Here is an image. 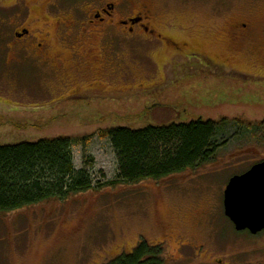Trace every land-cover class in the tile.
<instances>
[{"label": "rangeland", "instance_id": "374dc122", "mask_svg": "<svg viewBox=\"0 0 264 264\" xmlns=\"http://www.w3.org/2000/svg\"><path fill=\"white\" fill-rule=\"evenodd\" d=\"M2 1L19 6L0 36V146L76 137L77 169H89L102 188L0 213V264H109L144 242L162 246V264H264V232H237L224 211L229 180L264 162V78H246L212 62L264 76V32L256 33L255 49L230 41L235 23L244 18L263 28L264 0H149L160 23L200 53L168 64L170 51L141 65L116 61L114 69L96 72L99 80L90 77L85 84L77 83V66L55 18L46 20L54 0H0V7ZM22 27L44 36L66 60L73 88H61L20 53L24 44L15 43L14 32ZM90 86L103 92L70 94ZM223 119L232 124L212 163L135 185L117 180L116 154L99 136L114 128Z\"/></svg>", "mask_w": 264, "mask_h": 264}, {"label": "trees", "instance_id": "16d2710c", "mask_svg": "<svg viewBox=\"0 0 264 264\" xmlns=\"http://www.w3.org/2000/svg\"><path fill=\"white\" fill-rule=\"evenodd\" d=\"M230 124L227 119L200 120L141 130L114 128L101 131L99 136L110 141L116 154L117 180L135 185L212 163L227 144L221 135ZM247 127L253 128L251 124ZM263 127L264 123L260 129ZM78 142L76 137H60L0 146V213L66 201L102 188L95 185L89 169H77L74 146ZM162 253V246L151 247L144 242L132 254L120 255L109 264H162Z\"/></svg>", "mask_w": 264, "mask_h": 264}, {"label": "flooded vegetation", "instance_id": "af4514ba", "mask_svg": "<svg viewBox=\"0 0 264 264\" xmlns=\"http://www.w3.org/2000/svg\"><path fill=\"white\" fill-rule=\"evenodd\" d=\"M1 3L3 6L0 7V36L4 37L5 26L9 27L13 16L17 15L11 11L17 4H10L7 1ZM24 3L25 5L29 4L26 0ZM27 9L30 11V8L27 7ZM47 10L46 20L55 18L53 24L60 29L62 40L72 47H68L67 50L71 52L72 60L77 66L75 74L80 78H77V83L85 84V79L95 78L96 72L114 69L116 61L131 63L135 60L137 65H141L142 62H145V60L142 61L144 58L153 60L155 54L164 56L170 51L172 56L165 58L166 64H168L179 57L189 58L195 56L197 51L199 52L198 49H192L189 42L175 37L169 26H163L160 23L159 14L149 0H54L49 3ZM232 29L230 41L233 45H243L255 49L258 40H260L256 33L262 32L263 34L264 25L258 31L253 24V19L247 17L237 21ZM14 37L16 44H24L20 53L28 57L31 63H37V66L45 69L47 74L55 77L61 88H67L66 84H70L69 89L73 88V81L65 68L66 60L52 52L51 46L44 36L39 34L34 36L28 28L22 27L14 32ZM96 40L97 42H95ZM259 44H262L264 48V42ZM156 46H159V50L153 54ZM200 46L201 44L197 43V47ZM58 62L61 65H55ZM212 62L217 67L219 65L226 71L232 70L246 78H248L247 75H250V78H264L262 73L246 74L226 63ZM93 86L82 92L75 90L76 87L70 90V94L78 97L86 92L88 94L103 92L94 89Z\"/></svg>", "mask_w": 264, "mask_h": 264}, {"label": "water", "instance_id": "95a60500", "mask_svg": "<svg viewBox=\"0 0 264 264\" xmlns=\"http://www.w3.org/2000/svg\"><path fill=\"white\" fill-rule=\"evenodd\" d=\"M225 216L237 232H264V162L232 177L224 193Z\"/></svg>", "mask_w": 264, "mask_h": 264}]
</instances>
